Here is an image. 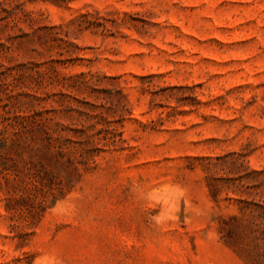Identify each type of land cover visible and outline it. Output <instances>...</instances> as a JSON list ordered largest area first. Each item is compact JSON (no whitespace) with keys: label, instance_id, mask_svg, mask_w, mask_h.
Returning a JSON list of instances; mask_svg holds the SVG:
<instances>
[{"label":"rangeland","instance_id":"obj_1","mask_svg":"<svg viewBox=\"0 0 264 264\" xmlns=\"http://www.w3.org/2000/svg\"><path fill=\"white\" fill-rule=\"evenodd\" d=\"M0 264H264V0H0Z\"/></svg>","mask_w":264,"mask_h":264}]
</instances>
